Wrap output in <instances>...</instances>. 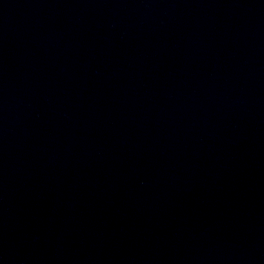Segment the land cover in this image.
Instances as JSON below:
<instances>
[{
  "label": "water",
  "instance_id": "water-1",
  "mask_svg": "<svg viewBox=\"0 0 264 264\" xmlns=\"http://www.w3.org/2000/svg\"><path fill=\"white\" fill-rule=\"evenodd\" d=\"M0 264H264V0H0Z\"/></svg>",
  "mask_w": 264,
  "mask_h": 264
}]
</instances>
